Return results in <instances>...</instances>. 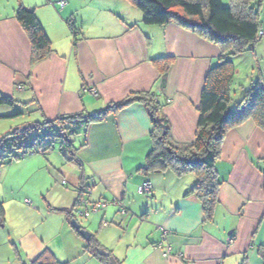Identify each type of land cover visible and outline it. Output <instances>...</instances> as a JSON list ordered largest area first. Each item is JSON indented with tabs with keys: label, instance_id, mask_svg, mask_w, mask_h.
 <instances>
[{
	"label": "crops",
	"instance_id": "1",
	"mask_svg": "<svg viewBox=\"0 0 264 264\" xmlns=\"http://www.w3.org/2000/svg\"><path fill=\"white\" fill-rule=\"evenodd\" d=\"M20 7L33 11L50 41L51 53L35 63L15 19ZM220 54L217 45L176 22L144 25L127 0H0V96L12 102L0 105V129L7 135L150 94L162 105L173 142L190 144L204 80ZM165 57L173 63L162 76L152 61ZM151 132L146 109L132 103L87 127L83 142L73 141L81 169L63 154L65 162L34 152L21 158L27 159L23 167L44 178L40 193L46 199L20 200L16 188L0 193V264H30L44 251L59 264H110L98 249L115 264H264L258 254L264 247V131L247 121L226 135L215 164L221 185L210 221L197 198L186 196L191 175L141 171L153 148ZM81 176L90 185L89 203H107L81 227L107 261L89 252L90 238L83 239L58 212L70 210ZM143 182L150 183L151 197L138 194ZM160 230L167 233L163 240ZM168 244L171 253L164 257Z\"/></svg>",
	"mask_w": 264,
	"mask_h": 264
},
{
	"label": "trees",
	"instance_id": "2",
	"mask_svg": "<svg viewBox=\"0 0 264 264\" xmlns=\"http://www.w3.org/2000/svg\"><path fill=\"white\" fill-rule=\"evenodd\" d=\"M127 1L141 12L144 25L163 27L176 22L220 49L219 63L208 70L204 80L193 142L183 145L174 143L170 135L169 123L162 115V105L158 104L150 94H132L120 103L112 104L92 115L59 117L53 122L35 124L31 130L23 133L14 130L0 139V159L19 160L21 149L17 146L20 140L26 139L41 126L60 125L65 127L67 137L59 143L58 152L66 156L68 162L75 163L81 169L77 158L78 149L71 141L76 129L85 131L91 124L104 120L108 115L117 114L132 103H140L147 111L152 126L153 141V148L147 155L145 166L141 171L148 173L170 170L178 177L191 175L194 184L186 196L193 195L197 198L205 220L210 221L214 207L218 203V190L221 185L215 164L220 159L221 147L226 135L247 121H252L257 128L264 131V81L252 83L244 92L241 101L232 109L230 87L235 70L233 63L226 58L231 53L239 52L242 49L241 45L252 46L264 36L258 35V32L264 29L262 20L264 0H231L228 7H223L221 0ZM15 19L30 41L32 63L45 59L51 53V45L33 11L20 7L15 12ZM67 24L73 38H76L73 22L67 21ZM172 63L173 60L166 57L152 61L153 66L160 70L162 76L166 75ZM1 104L11 105L12 102L0 96ZM55 140L57 139L49 138L36 153L44 155L53 150L52 145ZM85 183L81 176L78 186L79 198L75 206L81 197L88 195L90 185ZM58 212L64 215L68 223L74 220L70 211ZM3 222V208L0 204V225ZM71 227L73 228L72 225ZM73 229L79 233L75 228ZM98 248L92 236L87 241V250L97 256ZM258 254L264 259V247L258 249ZM30 264L59 263L48 251H44Z\"/></svg>",
	"mask_w": 264,
	"mask_h": 264
},
{
	"label": "rangeland",
	"instance_id": "3",
	"mask_svg": "<svg viewBox=\"0 0 264 264\" xmlns=\"http://www.w3.org/2000/svg\"><path fill=\"white\" fill-rule=\"evenodd\" d=\"M221 2L223 7H228L230 6L231 0H221ZM241 48L242 51L240 50L239 52L231 53L226 57L227 60L233 63L235 70L232 84L230 87L232 100L230 103V107L232 109L237 105L239 101H241L244 92L250 87L252 83L257 82L259 80L264 81V36L261 37L258 42H256L254 45H241ZM2 131H4V129H0V137L5 135V132ZM75 132L76 134L71 136V141H74L78 145L80 141L83 142L84 131L81 129H76ZM47 142L48 140H45L42 145H45ZM59 143V139L55 140L52 145L54 149L50 150L46 154L53 157L57 155L59 156V159L61 161L65 162L66 159H64L63 155L57 150ZM31 152H34L37 156L42 157V155L40 153H36L35 150H31L29 153L31 154ZM27 158H29V156ZM25 160L27 159L25 158L20 159L19 161H12V163L9 164V160L0 159V164H2L0 165V193H4V189L8 191L11 188H16L18 190L17 197L20 198V200L25 195L30 196L31 199L36 201H38L39 199H46V194L40 193V187L43 185L44 178L39 174V171H34L30 167L26 169L27 165L23 167V162ZM69 163H72L74 166H76V164L73 162ZM76 192L77 193L71 201L69 211L74 220H76L82 228H86V223L89 218H84L77 215V212L82 211L83 208L75 206V200L79 198L78 190ZM49 196L50 194L47 196V198ZM87 197L88 196H86L85 199L88 200ZM28 201H30L31 203L32 200ZM121 234L123 236L129 235L125 233Z\"/></svg>",
	"mask_w": 264,
	"mask_h": 264
},
{
	"label": "built area",
	"instance_id": "4",
	"mask_svg": "<svg viewBox=\"0 0 264 264\" xmlns=\"http://www.w3.org/2000/svg\"><path fill=\"white\" fill-rule=\"evenodd\" d=\"M64 5V2L60 3V6L62 7ZM258 35L261 37L264 35V29L260 30L258 32ZM83 92H88L87 88H83ZM92 95L96 96V92L93 90H90ZM67 137V132L65 127H62L60 125H49V126H41L37 131H35L33 134L28 135L26 139L20 140L18 142V148L21 149V152L19 154V158H23L29 153L31 150L38 151L42 149L43 145L42 143L45 142V140H48L49 138L52 139H59L60 142L63 141ZM60 149L59 145L57 147V150ZM86 191H84L85 193ZM83 193V195H84ZM88 193V192H87ZM138 194L143 197H151L152 196V187L149 182H143L140 187L138 188ZM107 203L104 202H98V203H89L85 197H81L76 206L82 207L83 210L80 212H77V215L80 217L87 218L90 214H94L98 212L99 210H102L106 207ZM113 205L117 206L119 208L120 215H124L126 211L122 207V205L116 201L113 202ZM161 231V240H163L166 236V232L163 230ZM158 249H161V245L158 246ZM162 250V249H161ZM171 253V246L168 244L165 249L163 250L162 254L163 256H168Z\"/></svg>",
	"mask_w": 264,
	"mask_h": 264
},
{
	"label": "water",
	"instance_id": "5",
	"mask_svg": "<svg viewBox=\"0 0 264 264\" xmlns=\"http://www.w3.org/2000/svg\"><path fill=\"white\" fill-rule=\"evenodd\" d=\"M263 28H264V2H263ZM32 128H33V125L25 126L24 128L20 130V132L23 133L24 131L31 130ZM72 226L79 232L80 236L83 239L88 240L90 238L91 235L89 234V232L81 229V226L77 223L76 220H72ZM97 253L100 256L107 258L110 264H115L114 259L110 257L109 254L106 253L103 249H98Z\"/></svg>",
	"mask_w": 264,
	"mask_h": 264
}]
</instances>
